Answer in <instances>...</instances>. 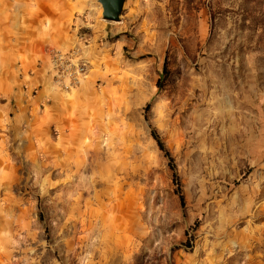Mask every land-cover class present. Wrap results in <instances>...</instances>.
I'll return each instance as SVG.
<instances>
[{
	"label": "rangeland",
	"instance_id": "374dc122",
	"mask_svg": "<svg viewBox=\"0 0 264 264\" xmlns=\"http://www.w3.org/2000/svg\"><path fill=\"white\" fill-rule=\"evenodd\" d=\"M0 264H264V0H0Z\"/></svg>",
	"mask_w": 264,
	"mask_h": 264
},
{
	"label": "water",
	"instance_id": "95a60500",
	"mask_svg": "<svg viewBox=\"0 0 264 264\" xmlns=\"http://www.w3.org/2000/svg\"><path fill=\"white\" fill-rule=\"evenodd\" d=\"M126 0H99L103 9V19L107 22H119Z\"/></svg>",
	"mask_w": 264,
	"mask_h": 264
},
{
	"label": "trees",
	"instance_id": "16d2710c",
	"mask_svg": "<svg viewBox=\"0 0 264 264\" xmlns=\"http://www.w3.org/2000/svg\"><path fill=\"white\" fill-rule=\"evenodd\" d=\"M165 71H166V67H165ZM150 108V106L148 107V109ZM152 137L153 139L155 140V142L157 143L160 151L164 154V156L168 159L169 161V165L172 169V171L175 172L176 170V166H175V161H174V158L171 154V152L168 150L167 146L165 145V143L163 142L161 136L159 135L158 131L157 130H153L152 131ZM176 175V174H175ZM178 194H179V197H180V202H181V205L182 207L185 206V197L183 195V193L181 192L180 189H178Z\"/></svg>",
	"mask_w": 264,
	"mask_h": 264
}]
</instances>
